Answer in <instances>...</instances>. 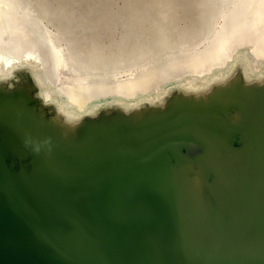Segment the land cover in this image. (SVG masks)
I'll return each instance as SVG.
<instances>
[{
    "label": "bare ground",
    "instance_id": "1",
    "mask_svg": "<svg viewBox=\"0 0 264 264\" xmlns=\"http://www.w3.org/2000/svg\"><path fill=\"white\" fill-rule=\"evenodd\" d=\"M109 1L84 0L77 9L71 0L62 5L53 0L51 9L33 17L20 12L16 0H0V79L13 78L11 87L4 84L0 90L7 152L26 165L53 160L57 169L51 175L59 178L65 170L62 186L66 187L73 176L67 165L118 142L142 164L169 166L181 201L183 255L217 252L229 232L264 227V85L249 86L237 74L229 85L213 86L211 94L197 102L158 74L165 67L170 72L187 67L202 79L211 78L233 53L244 51L239 46L251 37L248 16L264 23L261 0H187L184 6L174 0L157 5V1L151 4L154 0H135L138 5H126L125 18L116 14L124 7L116 12L108 7ZM43 35L49 38L46 43ZM175 47L177 54L171 50ZM49 60L51 84L41 83L49 91L60 89L53 94L66 111L75 106L84 115L78 127L70 128L53 106L36 98L33 74L38 68L47 69ZM69 69L81 74L79 78L63 81L61 73L74 74ZM165 93L163 106L149 103ZM122 104L134 107L125 112ZM87 112L95 113V118ZM235 114L241 117L238 123H233ZM27 133L39 139L51 137L53 153L32 154L23 144ZM167 136L173 138L174 150L164 161L167 153L163 154L161 140ZM149 140L155 143L149 145ZM144 144L147 148L138 155L137 148ZM10 174L5 168L0 183H9ZM110 175L123 185L124 193L134 191L125 174L115 170ZM50 180L38 178L30 192L0 191L5 215H23L30 223L33 203L39 207L51 203ZM91 194L89 188L84 200L71 195L68 204L85 214L94 202ZM125 244L134 256L136 242L131 245L128 237Z\"/></svg>",
    "mask_w": 264,
    "mask_h": 264
},
{
    "label": "water",
    "instance_id": "2",
    "mask_svg": "<svg viewBox=\"0 0 264 264\" xmlns=\"http://www.w3.org/2000/svg\"><path fill=\"white\" fill-rule=\"evenodd\" d=\"M48 39L42 36L45 43ZM1 126L2 114L0 174L9 168L13 179L0 183V191L30 192L38 178L51 177L48 186L53 197L49 206L32 204L30 223L23 215L7 217L0 206V264H264V227L229 232L221 238L217 252L182 254L181 201L169 166L142 164L127 154L126 144L118 142L105 146L100 154L67 165L73 176L66 187L62 186L65 170L59 178L51 175V170L57 169L53 160L26 165L7 152V134L4 137ZM152 143L149 140V145ZM161 146L163 154L167 153L162 159H170L173 138H163ZM145 148L146 144L137 148V154ZM115 170L128 177L133 192L124 193L123 185L113 181L110 171ZM89 188L94 202L82 214L68 204L69 196L84 200ZM128 237L131 245L136 242L134 256L131 246L125 244Z\"/></svg>",
    "mask_w": 264,
    "mask_h": 264
},
{
    "label": "clouds",
    "instance_id": "3",
    "mask_svg": "<svg viewBox=\"0 0 264 264\" xmlns=\"http://www.w3.org/2000/svg\"><path fill=\"white\" fill-rule=\"evenodd\" d=\"M262 6H264V0H261ZM248 29L251 32V37L248 43L240 45L239 47L244 51L239 53H233L232 58L227 61L219 69H214L211 74V78L202 79L199 74L193 73L190 69L185 67L184 70L170 72L168 67L163 68L158 74L167 78L169 82L177 84V89L185 96L196 98L197 102H200V97L204 95H210L213 86H227L238 74L240 78L249 86L252 85H264V52L258 51V49L264 48V23L257 22L251 15L247 18ZM27 71L33 72L32 68H28ZM53 75L51 60L48 62L47 69L38 68L33 74L34 86L36 87V98L42 102L44 106H53L57 113L61 116L64 122L70 127H78L84 120V115L79 113V110L73 106V111H66L62 106L63 101L53 94V91H60V89H54L49 91L41 83L42 80L51 84L50 77ZM12 77L7 79H0V90H4V84L12 86ZM57 84L60 83L59 75L56 76ZM179 81V82H178ZM167 93L164 95H156L153 99L149 100L153 106H163ZM125 112L134 107L133 105H120ZM87 116L95 118V113L87 112ZM241 119L239 114H235L233 123H238ZM23 144L26 149L34 155H40L42 153L51 155L54 151L55 145L51 137L45 139H39L33 137L30 133L25 134Z\"/></svg>",
    "mask_w": 264,
    "mask_h": 264
},
{
    "label": "rangeland",
    "instance_id": "4",
    "mask_svg": "<svg viewBox=\"0 0 264 264\" xmlns=\"http://www.w3.org/2000/svg\"><path fill=\"white\" fill-rule=\"evenodd\" d=\"M48 1H49V2H48ZM57 1L59 2L58 4H61V5H62L63 0H57ZM75 1H76V0H71L70 3H71V5H75V4H76V8L78 9V8H79V5H80L79 3H82L84 0H77L76 2H78V3H75ZM106 1H107V0H106ZM119 1L124 2L125 4H124V3H121V2H119ZM126 1H128V3H126ZM132 1H135V0H114V1H113V0H110L109 3H107V5H108V7H113V8H114V9H113L114 11H116V9L118 10V8L120 9V7L122 8V6H123L124 8H122L121 11L118 10V12L120 11V12H119L120 14H118L117 11H116V12H117L116 14H117V16L120 17V18H125L126 15H125V17H124V13H125V12H128V11H127L128 9L126 8V7H127L126 5H127V4L129 5V3H131ZM142 1H143V3L146 2L145 0H142ZM151 1H152V0H151ZM151 1H150V2H151ZM156 1H157V3H155ZM162 1H163V0H162ZM172 1H173V0H172ZM174 1L177 2V4H180V5L184 6V5H185V1H187V0H174ZM16 2H17V4H18V6H20V7H19V8H20V12H23V11H24L25 13L32 14L33 17H35V16L37 17V16H39V15L41 16L42 14H44L45 10L48 11V8H49V7H50L49 9H51L52 6H54V5H51V4L53 3V0H51V1H50V0H47V1H46V0H35V1H34V0H31V1H30V0H16ZM37 2H38V3H37ZM72 2H73V3H72ZM110 2H111V4H110ZM112 2H113V3H112ZM114 2L117 3V4H115ZM118 2H119V4H118ZM138 2H139V1L137 0L136 3H138ZM148 2H149V0H148ZM150 2H149V3H150ZM40 3H41V4H40ZM74 3H75V4H74ZM132 3H133V5H138V4H136V3L134 4V2H132ZM152 3H153V4L155 3V4L157 5L158 3L161 4L162 2H161V0H159V1H158V0H154V2L152 1L151 4H152ZM46 4H48V5H46ZM109 4H110V5H109ZM112 4H113V5H116V6L114 7ZM151 4H150V5H151ZM153 4H152V5H153ZM41 5H42L43 8L41 7ZM117 5H118V6H117ZM121 5H122V6H121ZM39 6H40L41 8H40ZM158 6H159V5H158ZM24 8H25L26 10H27V9H28V10L26 11ZM44 9H45V10H44ZM124 9H127V10H124ZM34 10H35L36 12H35ZM40 10H41V11H40ZM109 10H110V9H109ZM113 10H112V11H113ZM123 11H124V12H123ZM155 11H156V10H155ZM42 12H43V13H42ZM121 12H122L123 14H122ZM156 12H157V11H156ZM156 12H155V13H156ZM39 13H41V14H39ZM47 13H51V12H47ZM38 14H39V15H38ZM45 14H46V13H45ZM121 14H122V15H121ZM125 14H126V13H125ZM34 19L37 20L38 18H34ZM163 49H164V47H163ZM169 50H170V49H169ZM171 50H174V51L176 52V54L178 53V50L176 49V47H175L174 49L172 48ZM176 50H177V51H176ZM174 51H173V52H174ZM163 52H164V53H167L168 51L166 50V51H163ZM158 62H159V61H158ZM101 66H103V65H101ZM157 66L160 67V66H163V65H162V64H159V65H157ZM65 69H66V68H65ZM69 70H70L71 72L74 71V70L72 71V69H69ZM73 73H74V74H72V75H68V74H66V73H61V74H62V75H61L62 80H63V81H67V80H68V81H69L70 79H77V78H79V76L81 75V74H79L78 72H75V71H74ZM84 75H87V74H84ZM71 77H72V78H71Z\"/></svg>",
    "mask_w": 264,
    "mask_h": 264
}]
</instances>
